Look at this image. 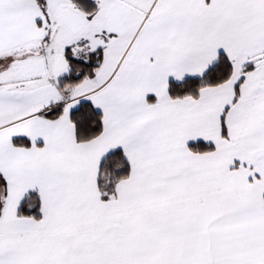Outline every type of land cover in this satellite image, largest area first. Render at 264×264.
Wrapping results in <instances>:
<instances>
[{"label":"snow or ice","instance_id":"1","mask_svg":"<svg viewBox=\"0 0 264 264\" xmlns=\"http://www.w3.org/2000/svg\"><path fill=\"white\" fill-rule=\"evenodd\" d=\"M0 264H264V0H0Z\"/></svg>","mask_w":264,"mask_h":264}]
</instances>
